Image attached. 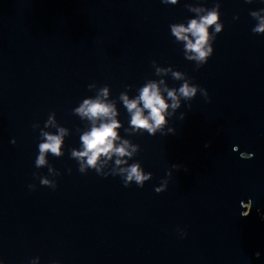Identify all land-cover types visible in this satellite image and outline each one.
Listing matches in <instances>:
<instances>
[{"label":"water","instance_id":"95a60500","mask_svg":"<svg viewBox=\"0 0 264 264\" xmlns=\"http://www.w3.org/2000/svg\"><path fill=\"white\" fill-rule=\"evenodd\" d=\"M216 3L224 27L213 42L209 29L214 51L197 68L170 25ZM260 8L264 0H0V264H264V33L250 15ZM186 81L191 98L179 92ZM153 82L169 107L149 135L133 128L121 96ZM97 96L114 105V143L127 141L131 155L81 173L71 150L93 122L74 109ZM60 128L62 154L37 167L42 133ZM134 164L151 173L143 187L124 185L121 169Z\"/></svg>","mask_w":264,"mask_h":264},{"label":"clouds","instance_id":"9594fccd","mask_svg":"<svg viewBox=\"0 0 264 264\" xmlns=\"http://www.w3.org/2000/svg\"><path fill=\"white\" fill-rule=\"evenodd\" d=\"M163 3L171 2L175 4L177 0H162ZM251 3V0H246ZM221 5L216 3L213 7L207 9L205 15H198L195 18L190 19L185 26L184 23H173L170 25L171 34L178 41L186 42L184 44L186 58L191 60L195 59L199 61L197 68L201 67L207 62L209 57L213 54V43H209V29H212V42L216 39L218 33H220L224 27L221 20V12L219 11ZM190 11L199 13L200 7H190ZM264 12V8H260L258 11H250V15L258 21L252 31L256 34L264 33V16L259 13ZM238 18V17H236ZM220 21L219 23L217 21ZM192 53V55H188ZM173 75L180 79V73H173ZM196 86H190L186 81L180 88L179 92L185 98H191L195 96ZM104 96H107V88L101 90ZM168 97L172 98V107H178V100L176 92L174 90L168 91ZM124 105L131 115V125L134 129L147 130L149 135H155L158 129L166 123V110L169 107L165 98L161 95L158 85L156 83H149L144 86L140 92L139 97L133 100H129L126 95H122ZM142 102V107L140 106ZM145 110L147 115H145ZM75 114H79L82 118L87 117L93 122L91 129L85 132L80 140L82 141V150H71V156L78 160L79 171L86 173V169H94L98 174H101V169L97 167L98 160L103 156L107 159H111L113 154L118 157H122L125 154L131 155L127 152V141H124L120 146L115 145V141L119 138L117 129L120 127L119 122L114 119L116 112L114 105L101 99L97 96L95 99H84L83 103L79 107L74 109ZM99 120L100 123L96 124L95 121ZM49 123H53L52 118H49ZM44 142L38 145L39 154L35 160L37 167L45 165L47 163L45 155L51 153L56 157H59L61 152L62 137L65 135V129L60 128L56 134L42 133ZM13 143L16 141L13 140ZM210 143V142H209ZM209 144H205L208 147ZM241 155H244L243 153ZM251 155V154H249ZM123 161L119 158L116 160V164L120 165ZM173 167H177L173 165ZM51 170V169H50ZM71 171V169H69ZM127 171V177L124 181V185L127 187L128 182L133 179L140 187H143L145 180L149 179L151 173L145 175L143 170L136 164L131 165L128 169H121V172ZM107 176V174H103ZM51 182L47 179L41 180V184L48 185ZM29 187H32L29 185ZM56 185H53V189ZM156 192H160L161 189L157 188ZM249 214H244L247 216ZM259 256V252L256 253Z\"/></svg>","mask_w":264,"mask_h":264}]
</instances>
